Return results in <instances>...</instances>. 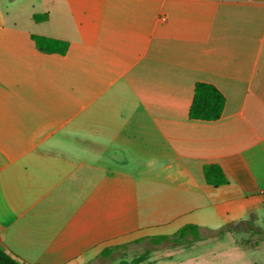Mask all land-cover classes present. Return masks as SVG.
<instances>
[{
	"label": "crops",
	"instance_id": "0c3cea01",
	"mask_svg": "<svg viewBox=\"0 0 264 264\" xmlns=\"http://www.w3.org/2000/svg\"><path fill=\"white\" fill-rule=\"evenodd\" d=\"M197 83L220 119L190 118ZM186 225L200 240H152ZM0 246L22 264H264V0H0Z\"/></svg>",
	"mask_w": 264,
	"mask_h": 264
},
{
	"label": "trees",
	"instance_id": "16d2710c",
	"mask_svg": "<svg viewBox=\"0 0 264 264\" xmlns=\"http://www.w3.org/2000/svg\"><path fill=\"white\" fill-rule=\"evenodd\" d=\"M35 21H43L47 18V14L34 15ZM33 40L37 48L43 53H58L65 54L68 50V43L61 40L47 38L43 36H33ZM225 97L214 86L206 83H197L194 89L193 102L189 111V116L194 120L201 121H216L221 118L224 106ZM204 175L207 183L218 187L226 184L227 178L222 169L217 165H208L204 168ZM188 237L194 241L200 240L201 235L199 228L194 225H186L182 227L173 236H163L153 238L152 240H168L177 244H182L188 240ZM0 264H22L12 254L5 251L0 246Z\"/></svg>",
	"mask_w": 264,
	"mask_h": 264
},
{
	"label": "rangeland",
	"instance_id": "374dc122",
	"mask_svg": "<svg viewBox=\"0 0 264 264\" xmlns=\"http://www.w3.org/2000/svg\"><path fill=\"white\" fill-rule=\"evenodd\" d=\"M122 264H124V263H122Z\"/></svg>",
	"mask_w": 264,
	"mask_h": 264
}]
</instances>
